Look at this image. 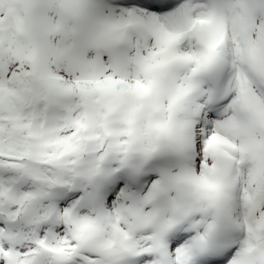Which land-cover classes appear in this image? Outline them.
<instances>
[{
	"label": "snow or ice",
	"instance_id": "6c2138e0",
	"mask_svg": "<svg viewBox=\"0 0 264 264\" xmlns=\"http://www.w3.org/2000/svg\"><path fill=\"white\" fill-rule=\"evenodd\" d=\"M0 264H264V0H0Z\"/></svg>",
	"mask_w": 264,
	"mask_h": 264
}]
</instances>
